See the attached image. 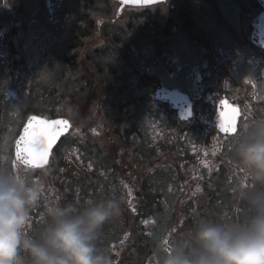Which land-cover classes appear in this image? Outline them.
<instances>
[{"label": "flooded vegetation", "instance_id": "1", "mask_svg": "<svg viewBox=\"0 0 264 264\" xmlns=\"http://www.w3.org/2000/svg\"><path fill=\"white\" fill-rule=\"evenodd\" d=\"M259 118L264 0H0V138L15 153L30 121L63 122L36 178L63 203L123 200L98 240L114 264L244 213L231 127Z\"/></svg>", "mask_w": 264, "mask_h": 264}, {"label": "clouds", "instance_id": "2", "mask_svg": "<svg viewBox=\"0 0 264 264\" xmlns=\"http://www.w3.org/2000/svg\"><path fill=\"white\" fill-rule=\"evenodd\" d=\"M232 133L229 150L249 179L240 195L244 213L228 220L201 218L188 230L187 243L163 250L160 264H264V118ZM21 142L13 153L11 139L0 138V264H114L98 240L104 226L122 216L123 200L80 205L47 196L35 175L37 169L47 174L33 151L37 146L30 136Z\"/></svg>", "mask_w": 264, "mask_h": 264}, {"label": "snow or ice", "instance_id": "3", "mask_svg": "<svg viewBox=\"0 0 264 264\" xmlns=\"http://www.w3.org/2000/svg\"><path fill=\"white\" fill-rule=\"evenodd\" d=\"M145 2H153V0H145ZM220 115L221 117H223V113H221ZM31 119L36 120L37 118L32 117ZM60 123L63 122L62 121L49 122L47 120H38L36 126L33 127L30 121L29 127L25 128V137L30 136L32 138L33 144L37 146L33 149V151L40 157V160H42L44 163H47L48 149L51 147L57 135H59V132L55 128V125ZM219 127L224 131H228V129L225 128L223 122L220 123ZM29 128H31V131H29ZM235 129L236 128L233 124V126L231 127V132H234ZM23 138L24 137H22L21 139Z\"/></svg>", "mask_w": 264, "mask_h": 264}, {"label": "water", "instance_id": "4", "mask_svg": "<svg viewBox=\"0 0 264 264\" xmlns=\"http://www.w3.org/2000/svg\"><path fill=\"white\" fill-rule=\"evenodd\" d=\"M123 3L126 4H136V5H143V4H151V3H156L159 1H163V0H153V2H145V0H121ZM255 40V38H254ZM256 41V40H255Z\"/></svg>", "mask_w": 264, "mask_h": 264}]
</instances>
